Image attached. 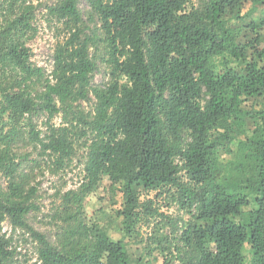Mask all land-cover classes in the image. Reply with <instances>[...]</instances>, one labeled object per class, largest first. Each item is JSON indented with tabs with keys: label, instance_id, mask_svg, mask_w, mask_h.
Wrapping results in <instances>:
<instances>
[{
	"label": "trees",
	"instance_id": "1",
	"mask_svg": "<svg viewBox=\"0 0 264 264\" xmlns=\"http://www.w3.org/2000/svg\"><path fill=\"white\" fill-rule=\"evenodd\" d=\"M80 1L46 6L58 38L48 72L29 45L35 0H0V264H14L17 232L37 264H155L154 252L162 264H264V0ZM81 148L83 178L54 194L49 236L29 219L37 175ZM104 177L123 203L101 223L85 202ZM151 192L183 214L160 213ZM133 239L146 242L137 254Z\"/></svg>",
	"mask_w": 264,
	"mask_h": 264
},
{
	"label": "rangeland",
	"instance_id": "2",
	"mask_svg": "<svg viewBox=\"0 0 264 264\" xmlns=\"http://www.w3.org/2000/svg\"><path fill=\"white\" fill-rule=\"evenodd\" d=\"M197 1V0H195ZM55 0H35L36 7V19L35 24L37 27V33L29 41V45L32 49L33 56L32 60L39 66L45 67L48 72L52 69L53 64V54L55 51V46L57 44L58 38L56 37L53 29L49 28L50 24L47 21L46 15V6L53 4ZM80 6L83 9H88L85 0L80 1ZM250 4L246 6L244 12L248 10ZM264 9V7H261ZM62 40L63 38L60 37ZM108 79V69L104 63H101L95 72L94 83L103 85ZM85 109H90L89 103H84ZM44 117L39 118L36 123H38L39 128L44 129ZM54 122H61V117L58 115ZM84 149H80L78 155L75 158V161L67 167L65 170L60 171L59 173H51L48 171H39L36 170L37 181L40 182L39 187V198L37 199V204L39 209L31 213L29 219L32 225L38 230L44 231L49 236H51L54 231V224L51 223V210L56 199L55 193L59 190H67L69 188H74L83 178L82 172V161L84 159ZM167 193L158 194L156 192H151L148 197L153 201V208L159 209L160 213L170 217L176 218L179 215L183 214V211L178 208V206L168 199ZM144 200V195L142 196ZM123 203L122 193L118 190L111 187L110 181L107 177H104L99 183V186L96 187L95 191L86 199L85 202V212L87 219H92L95 221L103 220L105 215H112L114 219L115 212L117 209H120ZM159 220V218H158ZM138 230L143 232L144 235L147 232H151V227L145 225L144 221L141 222ZM151 224L150 226H152ZM4 231L10 233L11 227L8 222L3 224ZM169 226L166 228V232L169 231ZM113 237H120V229L113 227L111 229ZM19 232L13 237V248L16 249L14 264H37L36 263V247L30 239H26ZM128 241V239H126ZM129 249L133 254L139 253V249L143 245H146V242L143 241L140 244L139 239L130 240ZM158 257V260L155 261V264H162L163 258L158 252H154Z\"/></svg>",
	"mask_w": 264,
	"mask_h": 264
}]
</instances>
